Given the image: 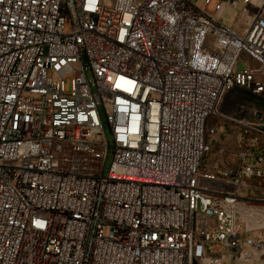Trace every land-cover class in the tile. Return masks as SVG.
<instances>
[{
	"label": "built area",
	"instance_id": "1",
	"mask_svg": "<svg viewBox=\"0 0 264 264\" xmlns=\"http://www.w3.org/2000/svg\"><path fill=\"white\" fill-rule=\"evenodd\" d=\"M213 118L234 171L202 169ZM255 181L264 0H0V264L252 262Z\"/></svg>",
	"mask_w": 264,
	"mask_h": 264
},
{
	"label": "rangeland",
	"instance_id": "2",
	"mask_svg": "<svg viewBox=\"0 0 264 264\" xmlns=\"http://www.w3.org/2000/svg\"><path fill=\"white\" fill-rule=\"evenodd\" d=\"M218 19H222L224 24L234 27L239 31H244L249 26V18L241 14V7L231 9L224 8L216 13ZM65 87L69 89V80H65ZM210 124L217 128V131L207 138L209 151L202 162V169L213 173L223 171H234L237 168V146L238 127L227 120L213 118ZM252 196L264 202V181H255ZM264 235V233H263ZM228 264H264V257L252 262L230 259Z\"/></svg>",
	"mask_w": 264,
	"mask_h": 264
}]
</instances>
